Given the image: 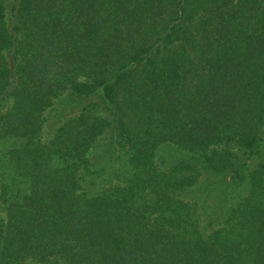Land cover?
<instances>
[{
	"label": "trees",
	"instance_id": "1",
	"mask_svg": "<svg viewBox=\"0 0 264 264\" xmlns=\"http://www.w3.org/2000/svg\"><path fill=\"white\" fill-rule=\"evenodd\" d=\"M0 264H264V0H0Z\"/></svg>",
	"mask_w": 264,
	"mask_h": 264
},
{
	"label": "rangeland",
	"instance_id": "2",
	"mask_svg": "<svg viewBox=\"0 0 264 264\" xmlns=\"http://www.w3.org/2000/svg\"><path fill=\"white\" fill-rule=\"evenodd\" d=\"M65 114H67V112H65ZM53 120V118H50V120L48 121V123L46 124V126L44 127V131H43V139H47L53 129V123L51 122ZM159 157L161 160L166 161L167 163H172L174 161V159L177 158V155L172 151V150H168V149H163L161 150L159 153Z\"/></svg>",
	"mask_w": 264,
	"mask_h": 264
}]
</instances>
